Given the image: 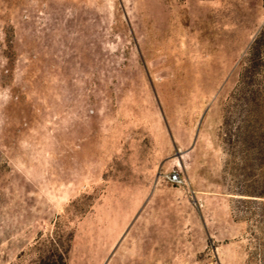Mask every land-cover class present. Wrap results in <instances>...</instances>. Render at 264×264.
<instances>
[{"label":"rangeland","instance_id":"1","mask_svg":"<svg viewBox=\"0 0 264 264\" xmlns=\"http://www.w3.org/2000/svg\"><path fill=\"white\" fill-rule=\"evenodd\" d=\"M262 28L264 0H0V264H256L223 123Z\"/></svg>","mask_w":264,"mask_h":264},{"label":"trees","instance_id":"2","mask_svg":"<svg viewBox=\"0 0 264 264\" xmlns=\"http://www.w3.org/2000/svg\"><path fill=\"white\" fill-rule=\"evenodd\" d=\"M264 65V28L254 35L247 45L245 60L238 73V79L233 92L230 94L231 101H235L237 108L236 126L230 127L228 119L224 120L227 128L225 143L227 150L238 157L240 163L238 187L236 195L247 197L252 201H264V87L257 86L256 74ZM227 122V123H226ZM234 129L235 133H231ZM234 137V140H233ZM251 258L258 260L256 264H264V249L261 250L260 238H256ZM264 247V246H263ZM66 247L60 244L56 248V260L54 264H65ZM46 257V258H45ZM45 259L37 264H53Z\"/></svg>","mask_w":264,"mask_h":264},{"label":"built area","instance_id":"3","mask_svg":"<svg viewBox=\"0 0 264 264\" xmlns=\"http://www.w3.org/2000/svg\"><path fill=\"white\" fill-rule=\"evenodd\" d=\"M168 179H169L171 182H174V183H179V182H180V179H179L178 175L175 174V173H171V174H169Z\"/></svg>","mask_w":264,"mask_h":264}]
</instances>
